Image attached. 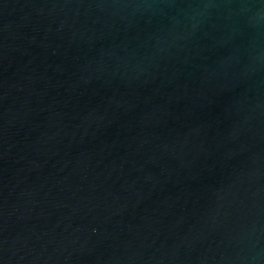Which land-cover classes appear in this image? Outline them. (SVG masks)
<instances>
[{"label": "water", "instance_id": "95a60500", "mask_svg": "<svg viewBox=\"0 0 264 264\" xmlns=\"http://www.w3.org/2000/svg\"><path fill=\"white\" fill-rule=\"evenodd\" d=\"M0 264H264V0H0Z\"/></svg>", "mask_w": 264, "mask_h": 264}]
</instances>
